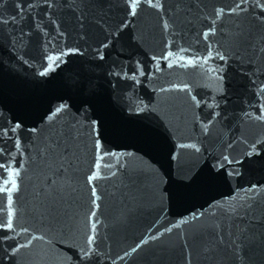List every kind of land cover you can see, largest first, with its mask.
Returning a JSON list of instances; mask_svg holds the SVG:
<instances>
[{
	"label": "water",
	"instance_id": "water-1",
	"mask_svg": "<svg viewBox=\"0 0 264 264\" xmlns=\"http://www.w3.org/2000/svg\"><path fill=\"white\" fill-rule=\"evenodd\" d=\"M162 2V14L142 7L126 29L111 35L117 32L120 21L128 18L123 0H57L52 19L66 36H58L56 25L48 24L45 18L47 35L33 32L30 43L26 37L21 41V29L27 33L39 22V9L31 10L30 16L26 10L21 19L15 9L16 0H8L0 8V16L5 19L17 16L14 23L0 29V112L5 121L11 117L24 121L21 135L23 147L28 149L19 154L24 166L16 165L18 189L11 193L15 231L7 234L20 233L16 241L19 243H26L33 236L43 237L21 249L12 264H66L64 258L73 255L69 238L87 235L96 237L98 251L103 253L96 264H189V260L190 264H233L220 252L204 253L209 237L196 224L173 227L171 232H163V228L175 224L182 215L206 207L208 196L220 199L221 193L228 194L237 185L264 184V151L258 148L257 154L243 155L251 151L247 145L264 139V121L244 115H258L264 104V96L257 95L264 85V24L251 15L228 14L234 0ZM218 8L225 9L219 19L214 15ZM162 15L171 25L168 31L163 29ZM213 20L215 32L205 39L203 32ZM133 36L139 39L133 40ZM14 38L16 49H12ZM108 41L113 43L104 50L105 60L100 62L92 49ZM65 44L87 51L82 56L62 57L66 63L48 76L39 77L41 49L45 45L48 50L65 49ZM209 47V59H200L194 65L187 63L192 57L209 56ZM181 48L189 49L183 62L179 60ZM168 51L174 53L171 61L159 59ZM11 52L29 63L12 58ZM217 53L224 55L225 60L220 61ZM114 71H119L120 77L135 72L136 78L109 74ZM82 78L91 80L95 93L89 98L93 105L89 120H82V126H77L79 138L66 151L41 158L40 151L50 132L60 131L65 122L75 123L70 114H61L50 128L42 126L41 115L58 103L59 96L70 97L68 102L78 106L83 97L74 85ZM208 103L218 105L213 110L222 115L205 135L201 124L211 119ZM91 119L100 121L99 138L104 150L120 155L95 160L99 153L93 150L97 133L88 127ZM32 127L42 129L39 138L27 131ZM73 135L77 133L74 131ZM233 142L231 154L240 161L233 167L241 176L207 193L196 188L186 190L182 198L173 195L163 206L150 198L152 177L147 164L162 162L161 171L172 177L178 167L188 172L203 166L205 174L209 151L219 152ZM193 143L202 151L198 163L193 149L180 147ZM126 152L135 155H123ZM166 153L175 154L177 160L172 161ZM11 155L15 157L17 153L13 151ZM95 163L102 166L95 168ZM104 164L112 167H103ZM120 164L126 166L120 168ZM93 171L96 179L89 183L87 176ZM93 188L96 196L92 195ZM6 202L7 196L0 193V209L6 210ZM235 203L226 202L224 208ZM256 212L264 213V194L257 197ZM4 218L0 213V220ZM224 222L228 223L226 217ZM153 225L156 227L149 233ZM22 227L28 232L21 233ZM157 231L162 232L158 239L149 240L123 260L117 259L140 239ZM9 245L14 246V242L0 240V250ZM242 256L243 261L236 260L234 264H264V243L257 238L246 244Z\"/></svg>",
	"mask_w": 264,
	"mask_h": 264
},
{
	"label": "snow or ice",
	"instance_id": "snow-or-ice-1",
	"mask_svg": "<svg viewBox=\"0 0 264 264\" xmlns=\"http://www.w3.org/2000/svg\"><path fill=\"white\" fill-rule=\"evenodd\" d=\"M8 0H0V8H4ZM124 10L126 13L127 19L120 21L117 32L112 33L111 35H116L122 32L128 27L131 22V18L138 15V11L142 7L148 9L156 10L157 14L160 15L164 12L165 4L162 0H123ZM57 6V0H16L15 9L20 15L21 19L26 10L29 13L31 10L39 9L37 15L40 18L39 22L34 24V27L30 29L27 33L21 29V41L23 38H27L29 43L31 42L32 33H43L47 35V25L44 23L45 18L47 19L48 24L56 25L57 35L65 37L66 34L59 29V24L52 19V10ZM227 13L230 15L243 14L244 16L251 15L252 19L258 21L260 24H264V0H234L233 5L227 9ZM214 15L217 19L225 15L224 8H218L214 11ZM163 19V29L168 31L171 27L168 19ZM17 16H10L7 19L0 16V29L4 26L12 24L16 21ZM216 21L213 20L210 22L209 29L203 32L205 39H208L210 35H213L215 32ZM83 39V37H81ZM107 40V37L105 38ZM133 40H138L139 36H133ZM52 43V41H48ZM113 41L101 42L97 48L92 49L96 55L98 61L103 62L105 60V51L112 45ZM174 44V42H172ZM17 40L14 38L12 41V49H16ZM87 49L82 50L79 46L68 47L65 44V49H47L45 45L41 49L40 56V68L42 69L37 73L39 77H46L49 73L53 72L61 63H66L62 61V57H72V56H82ZM209 56L204 57H192L187 60L189 65L197 64L200 59L207 60L211 57V47L208 49ZM180 52L183 53L179 56V60L183 62L185 60V55L189 52V49L181 48ZM173 52L168 51L166 54L162 53L159 59L165 61H171ZM218 59L220 61L225 60V56L217 53ZM11 57L17 59L23 64H28V60H21L20 57L15 56V52H11ZM152 59H157V57H152ZM2 63V60H0ZM139 64L140 62L137 61ZM169 67H172L173 64L169 62ZM110 75H114L117 78L123 79H132L135 80V72L132 76H129L127 73L123 77H120L119 71L110 72ZM140 75H144L143 72ZM176 87V85H173ZM76 92L79 96L83 97L80 100L78 106H75L72 103H69V98L64 96L57 97L58 103L50 106L47 111L41 115L40 120L42 126L52 127L53 122L56 118L60 117L61 114L71 115L72 121L75 123L65 122L64 127L60 131L53 129L49 136L45 138V147L41 149L40 156L41 158H46L49 154H57L64 152L68 149L71 142L79 138V129L78 125L82 126V120L88 121V113L93 108L92 103H90L89 98L94 96L93 85L91 80L88 78H82L74 85ZM188 85H184V89H187ZM258 96H264V85L260 86V90L257 92ZM193 100H196V96L192 97ZM198 106H199V102ZM218 105H213L208 103L207 107L209 108V115L211 119L207 120V123L201 124L203 133L207 135L209 133L210 126L214 121L218 120L221 117V112L214 111V107ZM75 111L73 112V108ZM245 117L249 119H255L258 121H264V104L260 105L259 114L253 116L252 113H245ZM88 127L96 131L97 136L94 138L93 150L96 153H99L95 157L97 162L103 161L105 158H111L114 155H120V153H114L104 150L102 144L99 128L100 121L97 119H91L88 123ZM24 121L16 117H11L7 121L4 120L2 112H0V193H4L7 196V202L5 209H0V213H3L4 219L0 220V240L4 243H7L9 240L14 242V246L9 245L7 248L0 250V264H5V261L8 264H12V261L17 258L20 254L21 249L28 248L33 240L43 239L42 236H33L32 239L27 240L26 243H19L17 237L20 233H16L15 236L8 235L9 232L15 231L14 225V210L12 208L13 197L11 193L18 189L16 177L19 175L18 168L23 167L24 165L19 160L20 152L27 153L28 149L23 147L24 137L21 135L24 132ZM34 137L39 138L40 132L42 129L37 127H32L27 130ZM76 132L77 135L74 136L73 132ZM247 144V142H245ZM234 146L233 143H229L227 148H222L221 151H209V155L205 160L207 165V172L202 174L203 166L195 168V170H190L188 172L181 171L180 168H177V173L175 177H172L169 172L161 171L164 168L162 162H157V164H147V172L152 177V188L150 192V198L155 201L157 204L163 206L166 200H170L173 195L178 199L182 198L186 194V190H191L196 188L202 193L210 192L218 188L222 183H229L233 181L235 177L241 176L242 173L237 170L233 165L239 164L240 161L236 159L235 156L231 154V149ZM251 151L245 152L243 155L251 156L257 154V149L264 151V139H258L254 143L247 145ZM180 147H187L194 150L197 163L199 162L202 151L200 147H197L195 143L189 145H181ZM15 151L17 155L14 157L11 153ZM123 155L128 157H133L135 154L132 152H126ZM166 156H170L172 161L177 160V156L173 153H166ZM211 161V163H209ZM102 165L100 163H95L94 167L99 168ZM120 168L125 167L126 165L120 164L117 165ZM103 167L111 168V164H104ZM115 175V173H113ZM96 179V172L93 171L91 175L87 176V181L91 183ZM175 186L174 189L172 186ZM240 193H244L243 197H240ZM264 194V184L260 182L250 183L247 186H235L230 189L228 194H220V199L215 198L214 196H208L205 200V206H201L199 211H191L188 215H182L175 224H171L169 227L163 228V232H171L173 227H179L190 222L196 224L203 233L208 237V243L204 247L203 251L205 254H211L215 252H220L223 257L230 258L234 262L236 260L243 261L244 257L242 252L246 244L251 243L252 241L259 238L262 243H264V213L257 215L256 212V203L257 197ZM92 195L96 196L95 188L92 190ZM239 197V199H237ZM236 201V203L228 209L224 208L226 202ZM95 204L96 201H93ZM219 214V219H218ZM95 213H93V216ZM228 219V223L225 224L224 218ZM96 224H93L92 227L95 229ZM160 224V221L156 222ZM156 225H153L152 228H149V233L153 231ZM21 233H27L28 229L22 227L20 230ZM162 235V232L157 231L155 235H148L145 239H140L134 247H131L128 251H125L123 256H118V260H123L124 257H127L131 254L136 253L141 247L148 243L149 240H156L159 236ZM68 246L72 249L73 255L65 257L66 264H96V261L103 256V253L98 251V246H96V237L93 235H87L86 237H75L72 236L69 238ZM190 264V260H189Z\"/></svg>",
	"mask_w": 264,
	"mask_h": 264
}]
</instances>
